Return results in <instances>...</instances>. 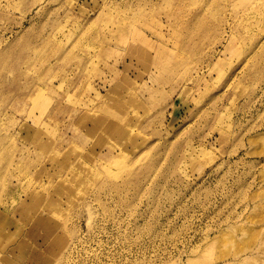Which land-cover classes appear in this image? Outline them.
Returning <instances> with one entry per match:
<instances>
[{
	"label": "rangeland",
	"instance_id": "rangeland-1",
	"mask_svg": "<svg viewBox=\"0 0 264 264\" xmlns=\"http://www.w3.org/2000/svg\"><path fill=\"white\" fill-rule=\"evenodd\" d=\"M0 264H264V0H0Z\"/></svg>",
	"mask_w": 264,
	"mask_h": 264
}]
</instances>
